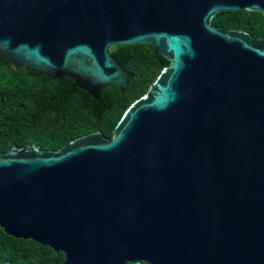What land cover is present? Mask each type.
Instances as JSON below:
<instances>
[{
	"label": "water",
	"instance_id": "obj_1",
	"mask_svg": "<svg viewBox=\"0 0 264 264\" xmlns=\"http://www.w3.org/2000/svg\"><path fill=\"white\" fill-rule=\"evenodd\" d=\"M236 11L264 0H0V52L95 99L128 88L113 46L170 62L111 139L0 152L4 232L63 264H264V39L213 25Z\"/></svg>",
	"mask_w": 264,
	"mask_h": 264
},
{
	"label": "trees",
	"instance_id": "obj_2",
	"mask_svg": "<svg viewBox=\"0 0 264 264\" xmlns=\"http://www.w3.org/2000/svg\"><path fill=\"white\" fill-rule=\"evenodd\" d=\"M213 25L264 39V17L259 12H223ZM110 52L131 76L127 89L108 86L100 99L75 87L70 78L55 80L29 71L0 52V152H9L14 145L34 144L41 150L56 151L94 132L111 139L126 111L148 92L170 62L156 54L151 44L113 46ZM51 254L48 247L12 237L0 227V264L64 261V257L51 259Z\"/></svg>",
	"mask_w": 264,
	"mask_h": 264
},
{
	"label": "flooded vegetation",
	"instance_id": "obj_3",
	"mask_svg": "<svg viewBox=\"0 0 264 264\" xmlns=\"http://www.w3.org/2000/svg\"><path fill=\"white\" fill-rule=\"evenodd\" d=\"M49 249H51V251H52V254H51V259H55V258H57V257H64V261H65V258H66V255H65V253L64 252H62V251H60V252H56L55 250H53L52 248H49ZM61 254H63L62 256H61ZM64 261H62L60 264H63L64 263Z\"/></svg>",
	"mask_w": 264,
	"mask_h": 264
}]
</instances>
